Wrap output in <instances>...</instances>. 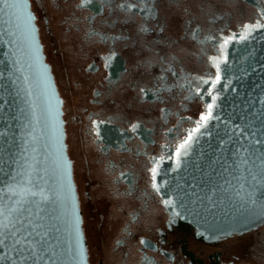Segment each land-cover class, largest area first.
Returning <instances> with one entry per match:
<instances>
[{
    "label": "flooded vegetation",
    "instance_id": "1",
    "mask_svg": "<svg viewBox=\"0 0 264 264\" xmlns=\"http://www.w3.org/2000/svg\"><path fill=\"white\" fill-rule=\"evenodd\" d=\"M28 1L62 101L88 264H145L144 256L154 264H264V223L245 233L207 238L165 206L151 186L152 167L158 184L159 169L178 165L177 144L205 110V100L211 102L209 85L199 78H215L214 65L221 68L237 43L222 53L204 37L219 38L221 30L239 34L243 23L259 18L264 0H148L157 15L147 21L138 9L115 7L137 0H112L111 9L102 0ZM142 25L150 30L139 31ZM197 27L193 39L190 32ZM161 56L175 57L176 75L163 73L169 90L157 99ZM189 87L191 98L185 100ZM217 89L218 84L213 94ZM161 108L167 110L164 117ZM142 239L152 248L141 245Z\"/></svg>",
    "mask_w": 264,
    "mask_h": 264
},
{
    "label": "snow or ice",
    "instance_id": "2",
    "mask_svg": "<svg viewBox=\"0 0 264 264\" xmlns=\"http://www.w3.org/2000/svg\"><path fill=\"white\" fill-rule=\"evenodd\" d=\"M91 2V0H89ZM103 4L110 9L113 7L112 0H102ZM115 7L125 12H132L133 9H138L143 14L145 21L149 18L155 19L157 12L155 5L149 3L148 0H137L136 3L122 2ZM187 11V9H185ZM0 14L8 17V23L16 30L22 29V34L27 40L26 55L29 61H38V48L35 42V28L32 26L33 17L28 12V5L25 0H0ZM211 18L219 19L214 14ZM242 31L239 34L224 35L221 30V35L217 38L215 35L209 34L204 37L205 42H216L223 53L228 45L232 42H239L249 38L254 32L264 29V10L259 13V18L255 22H245L242 24ZM150 29L144 25L139 28L141 32H148ZM162 30V29H161ZM193 39L199 36V28H193L190 32ZM14 35V33H9ZM90 35H97L92 31ZM103 38V37H102ZM118 39V37H117ZM9 44H14L12 40ZM211 61L214 58L208 57ZM226 59V57H225ZM175 57L163 56L159 58V63L162 65V74L157 77L158 83L153 90V96L160 99L161 91H168L166 85V77L164 72L173 71L172 61ZM167 67H163V65ZM31 63L29 68H31ZM215 78L200 77L205 85H209L206 89L210 96L211 102L205 100V110L200 113L199 119L194 121V126L186 131V134L180 140L175 148L177 164L181 152L184 155L188 154L191 148L190 142H197L196 134H209L205 127L209 121L216 119L220 121V117L216 115L217 95L213 94L214 86L220 82V67L219 62L215 65ZM16 72H23L24 65L17 61L13 65ZM41 70L35 74V83L38 88L44 91V104L42 107V115L46 121L52 123V128L55 133L56 143L59 144V121L57 117L59 112L56 105L59 101L55 100L54 93L51 90V84L48 81L46 69L43 65ZM24 82H28V77H24ZM185 82L191 85V81L185 79ZM15 83V80L13 81ZM181 88L184 84L179 85ZM141 92H146L144 88ZM189 95L184 99L191 98V87L188 88ZM197 96H203L200 87H196ZM25 95L29 98L33 96L31 86L25 91ZM99 95V93H97ZM260 107L257 108L255 103H248V111L238 117L239 123H231V127L225 125V131L222 138L219 139L218 153L226 151L231 152V163L223 155L220 156L224 160L225 171L232 175V180H224V185H213L211 192L204 193L202 196L192 192H184L182 189H177L174 192L165 191L163 195L166 197L163 200L165 206L175 212L178 208L184 212L197 213V204L202 205L204 200L212 202L213 197L218 193L223 195L231 204L235 201L236 211L246 220L260 219L264 220V199H258L255 192L258 188H264V93L256 97ZM161 102H163L161 100ZM27 103V101H26ZM31 108V104H29ZM162 117L167 115V110L161 108ZM33 114L35 110L33 109ZM184 119L191 120V117ZM95 123V122H94ZM137 126L133 125L135 129ZM171 132V130H169ZM179 134V130L177 129ZM4 133H0L3 135ZM31 143H35V138L32 141L25 140L24 146L21 148L22 155L17 162V168L13 169L14 175L9 177V182L0 188V264H84V247L80 237V221L76 215V202L72 195V186L68 178V165L63 160L62 153L57 148V166L55 168L56 178L52 183L45 181L40 175L39 163L35 157H29L28 152ZM232 145L231 149L227 146ZM123 147V146H122ZM101 151H107L106 146L101 147ZM31 152L36 153L37 149L31 147ZM160 159H163L162 157ZM219 162V161H216ZM155 163V161H153ZM152 173V189L154 192H160L162 189L156 182L157 168L154 166L151 169ZM122 178L127 179L130 173H121ZM235 181V183H233ZM47 185V186H45ZM54 185V186H53ZM129 187H132V182L129 180ZM58 207L59 215L49 213V206ZM135 219V217H133ZM63 221L68 226L73 237L74 243L70 248H63L55 233L60 232L58 223L53 221ZM122 241L118 240L117 245ZM140 244L149 249L152 245L147 240H141ZM145 264H154L150 257H142Z\"/></svg>",
    "mask_w": 264,
    "mask_h": 264
},
{
    "label": "water",
    "instance_id": "3",
    "mask_svg": "<svg viewBox=\"0 0 264 264\" xmlns=\"http://www.w3.org/2000/svg\"><path fill=\"white\" fill-rule=\"evenodd\" d=\"M28 5V12L33 17L32 26L35 28V42L38 48V61H29L26 53L27 40L21 30H16L9 25L8 17L0 14V188L9 182V177L14 175L13 169L17 168V162L22 163L19 158L22 155L21 148L25 140L32 141L28 155L35 157L39 163L40 175L45 181H52L56 178L55 168L57 166V148L59 147L63 160L68 165V178L72 186V195L76 202V215L80 221V237L84 247V264H88L86 243L82 229V219L79 209V202L76 188L73 183L72 164L68 158L64 121L62 119V101L50 68L45 62L42 46L40 44L35 18ZM14 33V35H9ZM12 40L15 43L9 44ZM19 61L24 65V71L16 72L13 65ZM31 63V68L29 64ZM46 69L51 90L55 100L59 101L56 108L59 112V144L56 143L52 123L46 121L42 115L44 104V91L38 88L35 83V74L41 70L40 66ZM28 82H24V77ZM15 80V83L13 81ZM33 92L31 98L25 95L29 89ZM264 93V29L254 32L246 40L231 45L227 53L226 62L220 68V82L217 89V101L215 113L220 117L209 121L205 127L209 134H197L198 141L191 143L188 154L179 159L175 167L162 166L158 171V186L162 189L160 195L163 199L165 191L174 192L182 189L191 195L195 192L199 195L211 192L213 185L226 186L224 180H232V175L225 171L223 155L231 163V152L218 153L219 139L223 137L225 125L231 127V123H239L238 117L246 114L248 103H255L259 108L256 97ZM27 101V103H26ZM31 104V108L29 107ZM33 109L35 114H33ZM31 147L37 149L36 153L31 152ZM231 149L232 145L227 146ZM219 161V162H216ZM235 183V181H233ZM47 186V185H45ZM54 186V185H53ZM258 199H264V188H258L255 192ZM235 201L231 204L219 193L213 197L212 202L204 200L203 204H197V213L184 212L177 209L179 216L186 222L195 226L203 236L207 238H219L232 234H241L264 223V220H246L236 211ZM49 213L60 214L58 207L50 205ZM58 223L60 232L55 233L59 244L67 249L73 243V237L68 226L61 221Z\"/></svg>",
    "mask_w": 264,
    "mask_h": 264
}]
</instances>
